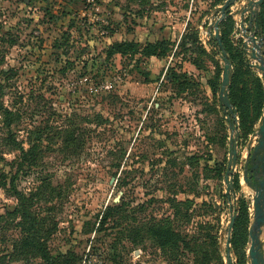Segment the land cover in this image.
<instances>
[{
	"label": "rangeland",
	"instance_id": "obj_1",
	"mask_svg": "<svg viewBox=\"0 0 264 264\" xmlns=\"http://www.w3.org/2000/svg\"><path fill=\"white\" fill-rule=\"evenodd\" d=\"M147 1L138 15L140 6L129 0L69 6L67 0H0V72L7 71L0 74V103L13 114H0V177H6L0 178V264H45L38 256L5 258L21 235L20 220L12 215L19 147L27 151L36 139L38 167L22 172L15 185L29 197L42 186L37 178L51 181L55 198L46 192L33 213L55 229L48 243L52 255L73 251L78 264H112L108 248L122 228L109 219L104 231L97 229L106 208L121 203L123 227L132 226L118 244L124 264H226L234 211L243 219L235 244L231 233L232 262L249 264L254 191L243 182V169L262 116V77L250 67L232 18L240 141L227 197L230 131L218 100L223 62L207 34L226 0ZM46 9L68 16L51 20ZM67 38L68 45L57 48ZM197 40L207 54L196 50ZM114 43L138 46L108 61L106 50ZM147 44L164 55L144 57ZM151 225L176 233L188 250L182 242L179 259L170 260L158 247L162 239L148 232ZM260 238L264 251V228Z\"/></svg>",
	"mask_w": 264,
	"mask_h": 264
},
{
	"label": "trees",
	"instance_id": "obj_2",
	"mask_svg": "<svg viewBox=\"0 0 264 264\" xmlns=\"http://www.w3.org/2000/svg\"><path fill=\"white\" fill-rule=\"evenodd\" d=\"M46 1V0H45ZM86 1V0H85ZM82 0H67V4L69 5H75L78 3H81ZM130 3H138V5L140 6V9L137 11L138 15H143L146 12L145 7L148 5V1L147 0H129ZM46 15H48L49 19L51 20H55V21H61L63 20L65 17L68 16L67 11H61L60 15H53L52 12L48 11L46 9ZM259 24L260 27L262 28V31L264 32V3L260 9V14H259ZM234 22L232 20L231 16H228L226 20L222 21L220 24V35H221V40L222 43L227 51L229 60L231 61L232 65L234 64V55L230 46V36L234 30V26H233ZM115 31H112V34H114ZM66 33H63V35H65ZM2 42H5V40L2 38L1 40ZM68 41L69 39H65L64 43L62 44H58L57 48H62L66 45H68ZM12 45L16 44L15 41H9ZM213 41L209 42V45H212ZM215 43V42H214ZM136 45L138 46V44L135 43H114L112 44L110 47H108V49L106 50V59L109 61L111 58H113L114 56L121 54L122 51H128L131 50L134 52V49L136 47ZM194 47L196 48V50L200 51L203 54H207V51L204 49V47L200 44V41H196L194 43ZM215 47L218 49L217 44L215 43ZM158 46H155L154 44H147L146 46H144L143 48H141V53L144 57H158V56H163L165 51H162V55H160L161 53H158ZM0 74L2 75H6L7 71L2 70L0 72ZM177 78V76H176ZM233 80H235V75L233 77ZM233 80H232V84H231V88H230V100L232 102V104L236 105L235 101L232 98V91H233ZM184 84H182L181 86H183ZM214 85V84H213ZM186 86H190V85H186ZM215 86V85H214ZM219 87V83L217 85L216 88ZM185 88V85L183 87V89ZM215 88V87H214ZM3 90L4 88L0 87V92L3 94ZM19 111V110H18ZM17 112V111H15ZM0 114H3L4 117L9 118L10 115H13L8 109H4V106L2 103H0ZM18 119L21 118L20 115H17ZM12 118V117H11ZM11 122L10 121H6V125L7 126H11ZM72 127L75 130V127L72 125ZM38 128H34L32 131H30V140H32L33 135L35 134V131ZM39 131V130H38ZM40 133V132H38ZM39 137V136H37ZM34 139V138H33ZM32 146L25 151L22 147H19L20 150V163L19 166L17 168V171L14 175L12 184H14V189L13 193L14 195L17 197L18 199V207L15 208V210L12 212V215L16 218H19L20 222L18 223L17 227H19L20 229V237L18 239H16L13 243V251L11 252L10 255H8L5 258H9L11 259V261H18V259H16L17 255H23L24 257H30V256H38L39 258H41L43 260V262L45 264H78L80 261V256L76 253H74L73 251H69L66 254L63 253H56L54 255H52L51 249H49V240H51V236L53 235V232L55 231V229H50L48 228V223L46 220L44 219H40V216L36 213H33L34 211V207L41 201L45 200V195L46 192H49L50 194H52L55 198V190L50 186L49 183H51V181H49L48 178H43V179H47L48 180V185H44L45 183H47L45 180L41 179V178H37L36 180H40L42 186H40V188L38 190H36L34 193L30 194L29 197H26L23 193L17 191L16 185H15V181L18 178V176L24 172V174H28L27 171H32L34 168H37V161L39 159V156L41 155L42 151L39 145V141L38 139H36V141L34 140ZM117 167V165H115ZM3 176H1V180H4L6 177L4 176V174H1ZM1 184V183H0ZM2 187L6 188V184H2ZM44 189V190H43ZM226 197V196H225ZM53 199H49L47 200L45 203H50L52 202ZM121 207H123L120 203V205H114V206H110L106 208V213L103 216L102 221H100L99 223V228L97 229V232H102L104 231L103 227H105L106 222L109 219H114L115 220V226L117 227H121L122 231L120 232V234L117 235H121L120 237H116L114 242L112 244H110L109 246V260L112 264H124V251L119 250L118 248V244L120 241H122V239L124 237H129V235H126V232H129L130 229H132V226L127 224L125 227H123V225L125 224V219L126 217L123 215V218L120 215V212H124V211H119L121 209ZM48 211H54L49 209ZM244 211V210H243ZM246 211V210H245ZM242 214L237 216L234 228H233V237H232V244H235V237L237 234V230H238V224L240 222L242 218ZM118 218V219H117ZM149 233H151L153 239L155 240V238L158 236L159 238L162 239V241L159 243V249H161L162 253L169 256V259L171 257V255H173L175 258V260L177 261L179 259L180 256H178L179 251H181V245L183 242L184 245V250L189 248V244L184 240L183 238H181L180 236H178L176 233L174 232H170V231H162L159 230V228H157L156 226H152L150 227V229L148 230ZM131 241V240H130ZM134 244V243H133ZM126 249L123 247L122 250ZM188 250V249H187ZM171 260V259H170ZM78 262V263H77Z\"/></svg>",
	"mask_w": 264,
	"mask_h": 264
},
{
	"label": "water",
	"instance_id": "obj_3",
	"mask_svg": "<svg viewBox=\"0 0 264 264\" xmlns=\"http://www.w3.org/2000/svg\"><path fill=\"white\" fill-rule=\"evenodd\" d=\"M241 0H226L222 6L216 9L213 13L215 21L209 25L207 30L208 38L214 41L218 46L219 58L223 62V73L221 79V86L218 94L219 103L226 114V121L229 124L230 138H229V155L227 160L226 171L224 174V182L226 184V196H229L234 187L232 175L234 174L235 167L238 161V143L240 141V133L238 130L236 109L230 100V88L233 79V65L229 60L227 51L222 43L220 35V24L226 20L228 16L232 17L230 9ZM264 0H243V5L237 10V15L240 16V29L242 36L245 39L244 48L250 58V67L258 71L262 77L264 86V38L257 39L255 32L252 31L249 35L247 32L252 30V24L248 27L245 26L246 14H250V23L256 19L260 14ZM220 17L217 18V16ZM256 64H255V63ZM256 138V145L253 147L252 160L257 159V162L262 163V172L256 177L255 181L257 186L252 187V182L248 179L247 165L243 175V182L246 186L254 191L253 197V214L252 224L249 229V250L248 260L249 264H264V251L261 241V233L264 228V104L262 116L260 118L259 127L254 135ZM251 152V151H250ZM248 152L247 159L250 157ZM248 163V162H247ZM258 168L257 166L255 169ZM262 176V177H261ZM118 201V199L116 200ZM236 211L233 212L229 224L227 226L228 239L226 242V264H233L230 250L231 233L233 231L236 219Z\"/></svg>",
	"mask_w": 264,
	"mask_h": 264
},
{
	"label": "flooded vegetation",
	"instance_id": "obj_4",
	"mask_svg": "<svg viewBox=\"0 0 264 264\" xmlns=\"http://www.w3.org/2000/svg\"><path fill=\"white\" fill-rule=\"evenodd\" d=\"M236 12L237 11L232 10V8L230 9V13H232V18L235 16ZM250 16H251L250 14H246L245 26L248 27L250 24H252V30L247 32V34L249 35L252 31H254L255 37L257 39L264 38V32L262 31V28L260 27V24H259V17L260 16L256 17V19L253 20L251 23H250ZM238 28H239L238 32L241 34V38H243L240 26H238ZM244 42H245V39L243 38V44H244ZM252 157H253V151L250 152V157L245 162L243 173L245 172V167L247 165L248 179L250 180V182H252V187H255V186H257V182L255 181V177L260 172H262V163L257 162L256 157H255V160H252ZM256 166L258 168L255 169Z\"/></svg>",
	"mask_w": 264,
	"mask_h": 264
},
{
	"label": "crops",
	"instance_id": "obj_5",
	"mask_svg": "<svg viewBox=\"0 0 264 264\" xmlns=\"http://www.w3.org/2000/svg\"><path fill=\"white\" fill-rule=\"evenodd\" d=\"M243 4H240V5H235L234 7H232V10L234 11H237L238 9H240V7L242 6ZM237 13V12H236ZM234 20H237L238 22V26L240 25V16L235 14V16L233 17ZM239 29V28H238Z\"/></svg>",
	"mask_w": 264,
	"mask_h": 264
}]
</instances>
